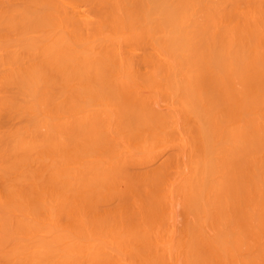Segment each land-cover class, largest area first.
Wrapping results in <instances>:
<instances>
[{
  "label": "bare ground",
  "instance_id": "1",
  "mask_svg": "<svg viewBox=\"0 0 264 264\" xmlns=\"http://www.w3.org/2000/svg\"><path fill=\"white\" fill-rule=\"evenodd\" d=\"M0 264H264V0H0Z\"/></svg>",
  "mask_w": 264,
  "mask_h": 264
}]
</instances>
